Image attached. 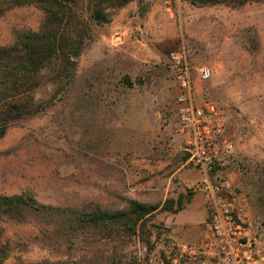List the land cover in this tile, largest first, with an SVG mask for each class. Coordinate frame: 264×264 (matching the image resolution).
Segmentation results:
<instances>
[{"label": "rangeland", "instance_id": "374dc122", "mask_svg": "<svg viewBox=\"0 0 264 264\" xmlns=\"http://www.w3.org/2000/svg\"><path fill=\"white\" fill-rule=\"evenodd\" d=\"M108 13L109 23H93L73 79L60 90L57 82L41 85L34 100L43 110L0 138V196L114 211L125 210L129 199L176 208L184 195L182 210H158L135 233L92 227L71 237L54 220L5 219V264H169L171 252L200 235L207 204L191 188L201 173L175 133L180 89L169 57L179 51L192 67L196 99L226 113L222 171L264 240V3L132 0ZM46 16L35 5L6 11L0 47L12 45L18 31H38ZM203 67L212 71L207 80Z\"/></svg>", "mask_w": 264, "mask_h": 264}, {"label": "trees", "instance_id": "16d2710c", "mask_svg": "<svg viewBox=\"0 0 264 264\" xmlns=\"http://www.w3.org/2000/svg\"><path fill=\"white\" fill-rule=\"evenodd\" d=\"M132 0H0V17L15 7L35 5L47 13L38 31H18L12 45L0 47V138L12 123L43 110L46 105L36 104L35 91L47 81L63 82L73 79L76 58L92 39L93 23H109V9L121 8ZM195 5H229L241 7L264 0H186ZM82 2H85L82 5ZM49 71L46 79L44 71ZM181 195L177 207L166 201L163 206L129 199L125 210L96 209L94 211L59 209L38 203L26 194L0 196V221L27 222L32 216L54 220L58 230L73 236L84 229L99 230L123 226L135 233L138 225L158 210L178 213L184 199ZM60 210L61 213H60ZM0 227V264L9 256L3 243Z\"/></svg>", "mask_w": 264, "mask_h": 264}, {"label": "built area", "instance_id": "2783aa9c", "mask_svg": "<svg viewBox=\"0 0 264 264\" xmlns=\"http://www.w3.org/2000/svg\"><path fill=\"white\" fill-rule=\"evenodd\" d=\"M176 98V138L187 162L200 171L192 186L207 204V221L200 235L181 249H174L169 264H264V240L248 206L238 199L222 171L223 153L228 149V119L224 109L211 100L198 101L192 67L183 52H172ZM204 80L212 76L208 67L200 70ZM219 167L221 170H219Z\"/></svg>", "mask_w": 264, "mask_h": 264}]
</instances>
